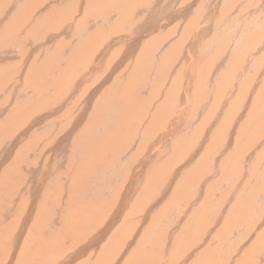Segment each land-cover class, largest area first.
Returning <instances> with one entry per match:
<instances>
[{"label": "bare ground", "instance_id": "1", "mask_svg": "<svg viewBox=\"0 0 264 264\" xmlns=\"http://www.w3.org/2000/svg\"><path fill=\"white\" fill-rule=\"evenodd\" d=\"M48 1V5L38 10L41 14L32 28L36 34L42 32L45 24L56 28L41 38L23 36L22 30H19V24L23 20L19 19L21 11L14 13L10 19L11 23L9 22V14L16 8V4H10L9 9H4L5 14L0 18V43L10 50H16V46L18 49H24L23 56L20 51L19 63L11 61L10 54L15 56V52L5 51L1 48L3 46H0V99L3 84L4 99L10 98L13 103L12 106H6L0 102V208L9 223L12 219L16 222V217L23 210V221L19 218L23 223L19 226L22 231L18 228L15 232V235L20 232L21 236L28 237L24 242L26 253H23L29 255L33 261L37 256L48 254L54 245L53 250H58L59 253L73 246L75 241L79 244L84 241L94 244V240L97 241L95 244L100 245L105 233L110 235L109 226L116 221L113 219L122 218L125 214H121L123 210L127 211V217L130 214V205L136 204L144 208L150 205L155 207L150 215L153 226L147 231V239L141 242L137 252L133 256H123L122 264H175V255L170 254L167 247L176 240L169 231L178 227L176 221L179 214L190 224L187 234L198 239L199 256H193L191 264H222L225 261L228 264H239L244 263V260V264L258 262L261 256L229 254L234 243L236 251L242 254L254 253L264 248V235H260L261 231L264 232V191H260V187L255 190L254 186L252 190L249 189L250 186L261 183L264 188V173L261 171L264 164L252 165L243 177L245 164L237 157L223 182L212 187L204 202H200L203 192L197 190L196 185L206 169L207 156L212 154L220 143L229 149L232 143L241 146L243 153L253 154L260 149L264 150V66L259 73L255 71L257 76L249 78L247 89L241 92L243 96L238 92L243 77L237 63L232 65V69L236 67V70L231 69L219 78L220 67L230 59L231 54L238 53L235 60H242L246 53H249L251 58H257L264 51V43H261L264 39V2H260V8L256 7L248 13L250 5L245 3L250 0L243 4L241 3L244 0L239 3H236L237 0H162L167 4V12L171 11L172 5L176 10L170 18L159 20L162 11L157 5L161 0H89L90 4L84 5L74 0L67 4L70 8L63 6L64 0ZM229 2V24L225 18L221 26L217 27L212 23L213 19L211 18V21L209 18L216 13L221 14L219 4ZM242 6L245 8H240ZM82 7L87 8L74 25L70 21L77 19ZM240 11L243 17L236 14ZM74 12L77 14L74 15ZM153 17L154 22L142 25L144 19L150 21ZM177 18L184 21L174 29L169 28L170 22ZM188 19L195 20L191 29L186 27L185 20ZM225 24H228L229 30L219 32V28ZM3 25L8 26L2 28ZM210 28L216 34L204 37L201 33ZM118 31L124 34L117 40L121 44H134L135 40L141 41L151 35L154 40L148 39L142 49H131L129 44V48L125 49L124 44L125 54L122 53L123 57L118 64L124 66L131 57L135 60L122 71H119L117 65L108 71V66H90L86 72L83 71L84 77L80 79L76 74L69 73L72 67L77 72L80 71V59L84 57L88 60L106 37ZM71 33L73 39L66 41ZM255 33L257 37H252ZM64 36L66 38H63ZM202 39L208 40L207 43L202 45ZM255 42L258 43L253 44ZM256 45L259 48L254 51ZM225 46L224 56L218 47ZM215 53L219 55L218 58L224 60L211 63L210 59ZM106 57L98 56L102 60ZM109 60L111 62L113 59ZM195 67H201V77L197 82L193 81L197 75L193 71ZM99 68L102 69L97 70ZM64 75H70L67 78L69 83L61 85L55 90L57 92L53 91V77ZM102 79L118 94L112 89H106L101 83ZM254 80L258 95L255 96V102H251L249 89L254 86ZM25 82L30 87L26 92H22L20 86ZM153 83H159L163 92H159L156 87L149 98L150 94H146L152 89ZM194 87L199 88L198 92H194ZM213 92H217V96L213 95ZM36 94L43 97L35 99ZM95 98H98L97 103L92 106ZM192 99L202 113L212 115L211 117L209 114L210 123L205 130L213 135V141L206 149L202 147L207 141L200 137L199 129H181L184 112ZM37 109L41 111L36 113ZM27 113L37 117L24 124L21 119ZM68 113L78 118L66 128ZM54 115L60 120H54L52 129L47 120ZM169 121H172L174 126H169ZM11 123L18 124L21 129L14 137L7 139ZM137 124L141 126L140 130L135 132ZM183 131L184 133L180 134ZM45 132L51 133L43 143L40 136ZM32 137L36 138V143L31 141ZM71 138L77 140L74 152L69 151ZM168 148H171L174 156L164 163L156 162L155 157L163 154ZM200 150H203V153L199 162L186 165L187 160L184 157H195ZM84 157L90 159L89 164L84 162ZM180 158L186 161L185 164L173 166V169L183 173V178L176 176L177 185L172 189L168 187L169 182L161 183V174L169 171ZM34 159L40 164L37 168L30 165ZM68 159L75 163L71 168L74 172L72 180L79 183L83 190L76 189L75 183H71L64 174L52 175L54 168L67 172ZM130 164L132 167L128 171ZM151 165H154L153 174L146 179L141 178L143 171ZM181 166L183 167L179 169ZM214 173L217 181H220L222 169ZM145 181L146 185L151 184V189L145 186ZM193 185L195 186L190 192ZM56 186L64 193L60 204H55L45 196L46 190H57ZM119 188L122 189L121 199L115 194ZM136 188L142 192L141 201L138 202L135 201L138 196L132 195ZM161 188L169 196L165 197L164 192L163 196L159 194ZM69 189L82 197L73 196ZM27 192V196H24ZM116 198L119 200V209L115 215L113 214L106 225L99 220V230H96L98 226L95 225L94 229L89 231L90 224L85 222L86 219L101 215L105 211V200L112 202ZM84 199H87L89 205L95 206V213L91 214V211L86 209ZM184 199L190 202L186 213H183ZM28 201L30 206L26 207ZM231 204L236 206V210L229 212ZM38 206L44 235L39 232L37 226L34 228V217L31 215V211ZM226 210L228 211L225 213ZM162 215V219L166 217L164 223L154 224V220ZM218 217H226L228 220L222 226V222L216 227L209 226V223ZM1 218L3 219L2 216ZM240 221L243 223L240 224ZM2 224L3 220V228ZM72 227L75 228L69 230ZM210 227H220L217 231L223 232V242L215 247H212L213 243L209 240ZM29 228L31 231H28ZM63 231L67 232L60 234ZM184 234L182 231L176 235L184 237ZM231 234L228 241H225ZM153 240L157 241L156 248L152 246ZM7 245L10 247V244ZM220 248L225 256H219ZM80 249L83 247L63 256L61 260H57L56 254L49 253L48 257L44 256L46 258H43V261H49L50 264L74 263L81 256ZM108 253L110 252L106 249L102 255L105 260ZM4 254L0 249V256ZM100 260L92 264L119 262L118 259V262L113 259L110 262ZM185 260L186 256L182 255L178 264H185Z\"/></svg>", "mask_w": 264, "mask_h": 264}, {"label": "rangeland", "instance_id": "2", "mask_svg": "<svg viewBox=\"0 0 264 264\" xmlns=\"http://www.w3.org/2000/svg\"><path fill=\"white\" fill-rule=\"evenodd\" d=\"M73 1L74 0H71V1L68 2V0H64L63 6L70 8L71 6H67V4L71 3ZM76 1L78 3L83 4V5L86 4V3L90 4V2H88L89 0H86V1L85 0L84 1L76 0ZM240 1H242V0H237L236 3H239ZM248 1L249 0H244L241 4H243L245 2H248ZM261 1H262V3L264 2V0H250L248 3H245V4H249L250 5L249 8H248V6H246L248 9H250L248 11V13H250V11L255 9L256 7L260 8L261 5H259V4H260ZM47 2H48V4L50 3L48 0H0V18H1V16H3L5 14V10L4 9H6V8L9 9L10 8L9 7L10 4H16V8L11 12V14H9V17H10L9 18V22H10V19L13 16L14 13H16L18 11H21L22 14H21L19 19L22 18L23 20L19 24V30H22L23 36L24 37L34 36V37L41 38V37L51 33L52 31H54V29L56 28V27H48L45 24L44 28H43V30H42V32L40 34H36L34 32L33 28H32V26H34L36 24L37 17L41 14V12L39 13L38 10L40 8H43L44 6L48 5ZM143 4H145V3H143ZM229 4H231V2H229L228 4H224V5L219 4L221 6V8H220V13L221 14H217L216 13L215 16H211L209 18V20H211V18L213 19V21L212 20L211 21L217 27L221 26L220 24L222 22H224L225 18L228 20V24H229L228 15L231 12V7L229 6ZM166 5L167 4L162 2V0L157 5V7H159L161 9V11H162V17L159 20L170 18L174 14V12L176 10L175 6L172 5L171 11L167 12L165 10ZM86 8L87 7H82L80 9V11H79L80 15L77 17V19L76 20L72 19L70 22L75 25L77 23V21L81 18V16L84 14ZM240 8H245V6H242ZM224 10H226L227 12H224ZM244 10H247V9H244ZM24 11H27V13H25ZM76 14H77V12H74V15H76ZM236 14H239V15L242 16L241 11L239 13H236ZM154 21H155L154 17L150 21L144 19L142 25H144L145 23L154 22ZM157 21L158 20H156V22ZM183 21L184 20L180 19V18L172 20L170 22V24H169V28H173L174 29ZM185 21H186L187 29H191L194 26V24H195V20H193V19H188V20H185ZM10 23L8 25H10ZM228 24H225L221 28H219V32H222V33L227 32L229 30ZM8 25H3L2 28L6 27ZM201 34L205 37L208 34L215 35L216 33L210 28V29L202 32ZM123 35L124 34L122 32L118 31V32H114L113 34H111L108 37H106L104 39V41L94 50V52L91 54V56L89 57L88 60H85L84 57L80 59V62H82L81 65L83 64V66L80 65L79 68L82 67L83 69L80 68L81 70L77 72L75 70V68L72 67L69 70V73L70 74H76L78 79H80L81 77H84L83 71L86 72V70H88V68L90 66H93V67L97 66V67H102V68L108 66V68H107V71H108V70H110L111 68H113L114 66L117 65L119 71H122V69L124 67L128 66L129 64H131L135 60V58L133 59L132 57L130 58V56H129L130 59L127 60V63L124 66H120L118 64V62L120 61V58L123 57V55L125 54L124 44H125V49H128L129 47L131 49L132 48H136L137 49V48L141 47L140 49H142V48H145V44L144 43L148 39L154 40V36L151 35V36H149L147 38H145V37L142 38L141 41H139L138 39L135 40L134 44L133 43H125V42L124 43L122 42V44H121L120 42H117V40H118L119 37H121ZM15 37H17V35H15ZM252 37H257V33L253 34ZM63 38H66V37L64 36ZM72 39H73V34L71 33L67 37V39H65V40L66 41H70ZM37 41L40 42L39 40H37ZM201 41H202V45H203V44H206L208 40L202 39ZM258 42H260V41H258ZM258 42H255L253 44H257ZM261 43H264V39L261 41ZM13 44L16 45V42H14ZM128 44H129V47L127 46ZM0 46H3L1 48H3L5 51H12V52H15L17 54L15 56L13 54H10V57L13 59V60L11 59V61L19 62V58L21 57L20 56V51H21V55L22 56L24 54L23 53L24 49H18L17 46H16V50H10L9 48H6L5 44H3V43H0ZM247 48H246V50H247ZM258 48H259V46L256 45L253 48V50L256 51V50H258ZM218 50L221 51L224 56L226 55L225 54L226 53L225 52L226 46H225V48L224 47H218ZM122 53H123V55H122ZM30 55H31V53H30ZM99 55H101V57L102 56L103 57L107 56V57L104 58V60H102V59L98 58ZM237 55H238V53L236 55L231 54L230 55V59L227 62H225V63L223 62V64L220 67V77L219 78H221L224 75V73H226L227 71L231 70L233 68L232 65L234 63H237L238 66H239V72H240L241 76L243 77V79L239 83V87H238V92L240 94L241 92H243V91H245L247 89L246 88V83L249 80V78H251L253 76H257L255 73L256 72L259 73L261 68H262V66H264V51L261 52L259 57H257V58H255V57L251 58V55L249 53H246V56L242 60H235V56H237ZM218 56L219 55L217 53H215V55L212 56V58L210 59V62L211 63H215L217 61L224 60L223 58H218ZM118 58H119V60H118ZM109 59H113V60L110 62ZM41 60H42V58L40 59V63H41ZM21 61H22V59H21ZM83 62H86V63H83ZM102 68H99L97 70H101ZM200 68L201 67H195L194 70H193L197 74L196 77L193 79L194 82L199 81V79L201 77L199 75ZM234 70H236V67L234 68ZM25 72H26V70H24V73ZM24 73H23L22 77L25 80ZM69 76L70 75H64V76H60V77H53V89H54L53 91L57 90L61 85H66L67 83H69V81H67V78ZM207 81H208V79L205 77V82H207ZM92 83H94V82H92ZM101 83L103 85H105L106 89H112V91L115 94H118V92L115 91L112 88V86L107 84V82L105 80L102 79ZM1 85H2L3 90L1 92L2 96H1L0 102L2 104L5 103L6 106H12L13 103H12V100L10 98H5L4 99V92H5L4 86L5 85H3V84H1ZM253 85L254 86L249 89V91L251 92V102H255V99H256L255 96H256V94L258 95L257 87H256V85H257L256 84V80H254ZM29 87L30 86L25 82V83H23L20 86V89H21L22 92H26L29 89ZM97 87H101V85H97ZM156 87L158 88L159 92H163L161 90V88H160V84L159 83H153V86L151 87L152 89L149 91L148 94H146L147 96H149V94H150L149 98L152 97L151 96V92L153 90H155ZM193 90H194V92H198L199 88H195L194 87ZM55 92H57V91H55ZM212 94L213 95L215 94V96H217V92H215V93L213 92ZM224 94H225V92L223 93L222 97L224 96ZM241 94L243 96V93H241ZM42 97L43 96L41 94H36L34 96L35 99H39V98H42ZM97 100H98V98H95V100L92 103V106L97 103ZM15 102L19 103L18 101H15ZM40 111L41 110L37 109L35 112L38 113ZM218 113L219 112H217V114ZM209 114L210 113H206V112L202 113L199 110V108L195 105V100L192 99L189 107L184 112L183 124H182V127H181V129H183V128L199 129L200 130V137L205 138L206 141H207V144H205L202 147V148H205V149L213 141V135L206 133V130H205L206 127L208 126V124L210 123ZM66 116L69 117L67 119V121H66V124H65L66 128L68 126H71L75 122V120L78 118V117H76L74 115H71V113H68ZM210 116L212 117L211 114H210ZM35 117H37V115ZM35 117H32V116H30L27 113L26 116L21 119V121L24 124H26L27 122H29V120H31V119H33ZM56 119L60 120L58 116L54 115L53 118H49L47 120L48 123H49V126L52 129H53L54 123H55L54 120H56ZM168 125L169 126H174L172 121H169ZM140 126H141L140 124L136 125L135 132H138L140 130ZM20 129L21 128L19 127L18 124L11 123L10 124V132L6 136L7 139H10V138L14 137ZM50 133L51 132H45V134L40 136V138L43 139V143H45V141H46L47 137L50 135ZM183 133H184V131L181 132L180 134H183ZM175 140H174L172 146L174 145ZM31 141L34 142V143L37 142L35 137H32ZM70 142H71V146L69 148V151L70 152H74L77 140L75 138H71ZM166 144L167 143H165V145ZM26 146H27V144H26ZM241 149H242L241 146H237V145H235L233 143L230 145V149L228 147H225L222 143H220L219 145L216 146L215 151L212 154H210L209 156H207V158H206V160H207L206 169L200 175V179H199V181L197 182V185H196L197 186V190L199 189L200 191L203 192V196L201 197L200 202H204L206 200L207 195L211 192V189H212V187L215 184H219V183L223 182L225 177L228 175V171H229L232 163L234 162V160L237 157L241 158L243 163L245 164L244 169L242 170V176L243 177L248 173L249 169L252 168V165L257 164V163H260L262 165L264 164V160H262L264 158V150L260 149V150H258V151H256L255 153L252 154V152L251 153H249V152L243 153V151ZM202 153H203V150H200L195 155V157H191V155H188V156L184 157L187 160V162L184 159H181V158L179 159L181 162L180 161L178 162V160H177L170 167L169 171L162 172V174H161V177H162L161 183L169 182L168 183V187H171L172 189H174V187L177 185V180H175V177L177 176L180 179H182L183 178V175H182L183 173L176 172V170L173 169V166H177L178 167L181 164H185L184 162H186V165L197 164L199 162V160L201 159V157H202ZM173 156H174V153L172 152L171 148H168V149H166V151L163 154L157 155L155 157V161L156 162L159 161V162L164 163L167 159H169V158H171ZM83 160H84L85 163H88V164L90 163V159L87 160V158L84 157ZM30 165L35 166L37 168V166H39L40 164H38V161L36 159H34L30 163ZM73 166H75L74 161L68 159V163H67L68 171L67 172H62V171H59L56 168H54L53 172H52V175H54L56 173L57 174H64V175H66L68 177V179H69V181L71 183H75V188L76 189L83 190L82 186L79 183H77L74 180H72V178L74 177V172L71 171V168ZM131 167H132V164H130L128 166V171L131 169ZM182 167L183 166L179 167V169L182 168ZM153 168H154V165H151V166L148 167V169H145L143 171L142 175H141V178L146 179V178L150 177L153 174L152 173ZM220 168L222 169V178H221L220 181H217V178H216L214 172H216ZM261 171H262V173H264V166L261 167ZM173 174H174V177H173ZM97 176H98V173L95 174V177H97ZM169 177H171V178L173 177V178L169 179ZM245 184H246V182H245ZM262 185H263V183H261L259 185H255L254 184V185L250 186L249 189L252 190L253 186H254V189L256 188L255 190L261 188L260 191H264V188H263ZM145 186H147L148 189H151V184L148 183L146 185V181H145ZM194 186L195 185H193L190 188V192L192 191ZM142 189H143V187H142ZM121 190L122 189L119 188V190H117L115 192L116 197H118L120 199L122 198ZM70 191L72 192L73 196L80 195V194H78L75 191H72V190H70ZM163 192L165 193L164 194L165 197L169 196L168 194H166V192L163 190V188H161L160 191H159V194H162V196H163ZM28 193L29 192L25 193L24 196H27ZM132 195L138 196V198L135 199L136 202L141 201L142 192L140 191L139 188H136L135 190H133ZM45 196L47 198L51 199L55 204H60L62 199H63V197H64V193H63V191L58 190V187H57V190H55V189L46 190L45 191ZM80 196L82 197V195H80ZM83 201L85 202L86 209H89L91 211V214L96 212L95 211V206L94 205H89L88 202H87V199H84ZM183 201H184L183 213L184 212L186 213L187 206H188V204L190 202H189L188 199H184ZM222 204L220 206L221 208H222ZM105 205H106L105 211L103 213H101V215H99L98 217H91V218L86 219L85 222H88L90 224L89 225V227H90L89 231L94 229L95 225H97L99 220L103 221V225L107 224V222L111 219V217L114 216L115 213L118 211V209H119V200L117 198L114 201H112V202H109V201L105 200ZM169 205L173 206V204H169ZM25 206L26 207L30 206V202L28 201L25 204ZM138 206L139 205L131 204L130 207H129V213L130 214L127 217H126L127 211L123 210V211H121V214H123V213H125V214H124V216L122 218L118 219L117 217H115L113 219V220H116V221H113V223H111L110 226H109L110 235L107 236L106 233H105V235L101 239V244L100 245H97V243L95 244V242H97V241H94L93 239H91V240H93L92 242H94V244L93 243H89V241H84L83 243L79 244V243H77V241H75V244L73 246L67 247V249L65 248L62 251H60L61 254L59 253L58 250H53L55 245L51 248L49 253L56 254V256L58 258L57 260H61V259H63V256H68L69 254H72L73 251H76V249L79 250V248L82 246L83 249H80V251H81L80 255L81 256L78 257L74 263H67V264H82L83 262L85 264H88V262H89V264H92V263L96 262V260H98V259H101L100 260L101 262L104 261L105 260V256H102V255L105 253L106 249H108V251L110 253H108V255H107L108 258L105 261L110 262L112 259L117 261L116 259H118V261H119V262L117 261L118 264H122L123 256H133L137 252L138 247L140 246L141 242H144L147 239V235H148L147 231L149 230V228H151L153 226L151 218H150V215L154 212L155 207L152 208V207H150L151 205L149 207H146V208L138 207ZM39 209H40V207L38 206L37 209L32 210L31 211V215L34 217V219H33V223L35 224L34 228H36V226H37V229L39 230V232L42 235H44V228H43V226H42V224L40 222V216H39L41 211ZM37 210H39V211H37ZM235 210H236V206L231 204V209L229 210V212H232V211H235ZM227 211L228 210H226L225 213ZM22 212H23V210H22ZM22 212H20L19 216L16 217V219H17L16 222H14L13 219H12L11 223H9L8 220L3 216V214H2L3 211L0 208V214L3 217V219H2L1 216H0V227H1V220L4 221V224H2L3 228L2 227L0 228V233H1L0 234V239H1L0 240V245H1L0 249H2L3 252L5 253L3 256H0V264H25L27 260L28 261H27L26 264H48L49 261L46 262V261H43V260L46 257H48L49 253L44 255V256H46L45 258H44V256H37V257H35L36 259H33V261L31 260L29 255H27L29 257L28 258L26 256V254L23 253V252H25V250H24V242L28 239V237L21 236V234H19L20 232L17 235H15L16 234L15 232L18 230L19 226L21 227L23 225V223L19 220V218L22 221L24 219L25 215ZM220 212L221 211H219V213ZM163 216L164 215L158 216V218H156L154 220V224L164 223L163 221L166 219V217H164V219H162ZM229 218L231 219V216ZM227 220L228 219L226 217H223V219L218 217V218L215 219L214 222L209 223L210 224L209 226L212 225V226L216 227L221 222H222V224H221V226H222ZM176 223H178V227H176L175 229H172V230L169 231V233L172 235L173 239L176 238V240H175V242L173 244L169 243V245L167 247V250H168V252L170 254L173 253L175 255V259L177 261L175 264H178L179 258L182 255L186 256L185 264H191L193 256H199L200 249H199V245H198V239L194 238V237H191L190 235L187 234V231L189 230L190 224L186 220L182 219V215L181 214L178 215V220L176 221ZM232 223L235 224L234 222H232ZM241 223H243V221H240V224ZM10 224H12V225H10ZM230 224H231V222H230ZM250 224L252 225L253 223L250 222ZM28 226L31 227L32 225H28ZM74 228L75 227H72L69 230H73ZM177 228H179V229H177ZM219 228L213 229L212 227H210V229H209L211 231L210 234H209L210 235L209 240L213 243L212 247H215L216 244H219V243L223 242V241H221L222 237H223V232L217 231ZM20 229L21 228H19V231H22ZM99 229L100 228L98 226V228L96 230H99ZM96 230H94V231H96ZM28 231H31L30 228H29ZM34 231H35V229H34ZM182 231L185 232V234H184V237H186L185 239H184V237H179V236L176 235V234H180ZM66 232L67 231H63V232H60V234L64 235ZM92 233H90V236H91ZM113 233H115V234H113ZM82 235H80V236H82ZM167 235L170 236L169 234H167ZM260 235H264V232L261 231ZM115 236H117V237H115ZM231 236H232V234L225 241H228V239ZM120 239H121V241H120ZM10 241H12V243H10ZM7 244H10V247H8ZM105 245H106V247H105ZM152 246L154 248H156V246H157V241L156 240L152 241ZM84 249H86V250H84ZM236 250H237V247H236V244L234 243L233 247L230 250L229 256H261L259 261L255 262L254 264H264V248H261L259 251H256L254 253H247V254H242L241 252L236 251ZM82 253H86V254H82ZM173 254H172V256H173ZM219 256H225L224 252L222 251V248L219 249ZM246 260H248V259H246ZM244 263H245V260H244ZM244 263L241 262L239 264H244ZM53 264H55V263H53ZM106 264H108V263H106ZM110 264H111V262H110ZM222 264H228V262L225 261Z\"/></svg>", "mask_w": 264, "mask_h": 264}]
</instances>
